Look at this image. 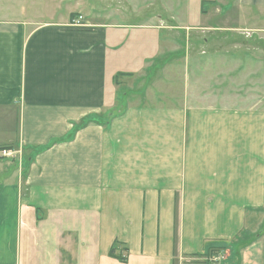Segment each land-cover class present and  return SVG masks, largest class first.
I'll use <instances>...</instances> for the list:
<instances>
[{
	"label": "crops",
	"instance_id": "1",
	"mask_svg": "<svg viewBox=\"0 0 264 264\" xmlns=\"http://www.w3.org/2000/svg\"><path fill=\"white\" fill-rule=\"evenodd\" d=\"M5 6L0 264H264V87L218 82L263 65L233 34L264 28Z\"/></svg>",
	"mask_w": 264,
	"mask_h": 264
},
{
	"label": "rangeland",
	"instance_id": "2",
	"mask_svg": "<svg viewBox=\"0 0 264 264\" xmlns=\"http://www.w3.org/2000/svg\"><path fill=\"white\" fill-rule=\"evenodd\" d=\"M0 2L1 7L2 5H7L5 7L16 8L17 6V8H25L33 19L43 17L46 14H49L52 10H55L59 14L57 18V20H59L60 15L67 11V7H71L73 8L74 13L77 12L78 14H84L88 18L97 15L104 19L106 14L107 16L111 15V22H117L126 26H139L149 21L150 18L155 17L156 19L154 22L160 23V25H174L177 23L179 26L188 24L190 26H195L193 28H199V26H207V24L212 27L220 26V24H228L243 30L245 28L241 27L245 25L249 30L264 28V14H261L262 9L257 7H251L249 9L241 7L236 9L235 6L238 4V0H65L64 4H62L61 0H55V8L52 5L51 0H0ZM219 10L223 14V17L226 18H219V16H216L217 11ZM158 17H161V19L158 20ZM242 32H240V34H233L235 39H237V37L239 38V35H241L243 39L248 42L250 41L249 39H251V42L256 41L257 39L264 40V34L256 33L255 37L252 38V34ZM193 35V38H196V35H204V39L207 40L217 39L212 38L213 36H220L218 33H206L199 29H195ZM245 40L241 41L242 45L247 43ZM250 56H252L251 61L255 60L257 63L259 62V59H261L263 65L252 64V66H249L250 70L246 68L244 72H240L237 79H232L233 76H229V74L220 78L218 82L223 86V90L226 86L236 90L241 87L242 90H239L245 92L248 90L246 85H250V82H254L253 85L251 84L250 88L256 87L257 89L264 87L262 84L264 81V55H261L256 52V49H254L251 50ZM241 60L245 62L247 56H242ZM250 72L256 74L255 79L252 81L246 79L248 77L250 79V76L252 75H249ZM239 81L244 83L239 87L235 86ZM261 90H263L261 93L264 96V88ZM2 150H8V152H11L13 154V159H19L18 155L22 154L21 149L16 147V145L0 149V151ZM211 260H214V256Z\"/></svg>",
	"mask_w": 264,
	"mask_h": 264
},
{
	"label": "built area",
	"instance_id": "3",
	"mask_svg": "<svg viewBox=\"0 0 264 264\" xmlns=\"http://www.w3.org/2000/svg\"><path fill=\"white\" fill-rule=\"evenodd\" d=\"M83 22H84V18L82 16H78L72 21V24L74 27L80 28L82 27ZM0 156L3 158H12L13 154L11 152H8V150H2L0 152Z\"/></svg>",
	"mask_w": 264,
	"mask_h": 264
},
{
	"label": "trees",
	"instance_id": "4",
	"mask_svg": "<svg viewBox=\"0 0 264 264\" xmlns=\"http://www.w3.org/2000/svg\"><path fill=\"white\" fill-rule=\"evenodd\" d=\"M87 125V123H85V122H82L80 125H79V127H84V126H86ZM110 257L111 258H114V259H117L119 262H121V263H127V259L126 258H122V257H118V256H116V249L115 248H113L112 250H111V252H110Z\"/></svg>",
	"mask_w": 264,
	"mask_h": 264
}]
</instances>
